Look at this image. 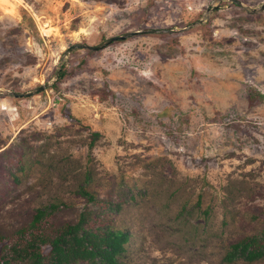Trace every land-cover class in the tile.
<instances>
[{
  "label": "rangeland",
  "instance_id": "1",
  "mask_svg": "<svg viewBox=\"0 0 264 264\" xmlns=\"http://www.w3.org/2000/svg\"><path fill=\"white\" fill-rule=\"evenodd\" d=\"M9 1L0 259L54 207L37 231L92 212L127 234L120 264H264L226 259L264 232V0Z\"/></svg>",
  "mask_w": 264,
  "mask_h": 264
},
{
  "label": "trees",
  "instance_id": "2",
  "mask_svg": "<svg viewBox=\"0 0 264 264\" xmlns=\"http://www.w3.org/2000/svg\"><path fill=\"white\" fill-rule=\"evenodd\" d=\"M64 74L62 68L57 80ZM54 209L36 211L28 226V235L9 247L0 264H120L128 240L125 232L104 225L86 210L79 214L75 223L64 224L52 232L37 231L42 220ZM263 257L264 232L231 245L226 255L229 261L241 258L252 262Z\"/></svg>",
  "mask_w": 264,
  "mask_h": 264
},
{
  "label": "water",
  "instance_id": "3",
  "mask_svg": "<svg viewBox=\"0 0 264 264\" xmlns=\"http://www.w3.org/2000/svg\"><path fill=\"white\" fill-rule=\"evenodd\" d=\"M218 1L219 2L220 1H229V2H231L233 4H236V5L240 6V7L243 6L242 3L239 2L238 0H218ZM216 8H217V6L212 7L210 9H207L206 13H208L209 11H213ZM262 10H264V3H262L258 9H250L249 12L250 13H255L256 11H262ZM199 23H201V21ZM146 32H157V31H138V32H134V33L125 34V35H122V36L112 37V38L106 39L105 41H103L102 43H100L99 45L94 46V47H89V46L82 45V44H73V45H71V46H69V47H67L65 49L64 56H67L74 49L87 48V49H90L92 51L101 50L104 47H106L107 45H109L110 43H112L114 41H117V40H122L125 37L130 36L131 34H142V33H146ZM59 71H60V69L57 70L55 76L58 75ZM48 85H49L48 83L45 84V85H40L36 89H34L32 91H29V92H26V93L8 92V95L12 96L13 98H25V97H29V96H33V95H36L38 93H41L46 88V86H48Z\"/></svg>",
  "mask_w": 264,
  "mask_h": 264
},
{
  "label": "bare ground",
  "instance_id": "4",
  "mask_svg": "<svg viewBox=\"0 0 264 264\" xmlns=\"http://www.w3.org/2000/svg\"><path fill=\"white\" fill-rule=\"evenodd\" d=\"M20 1V0H15ZM0 12L3 15H10L13 16L15 14V6L9 0H0ZM39 30L41 33L45 35H50L53 32L52 27L48 24V22H43L39 25Z\"/></svg>",
  "mask_w": 264,
  "mask_h": 264
},
{
  "label": "built area",
  "instance_id": "5",
  "mask_svg": "<svg viewBox=\"0 0 264 264\" xmlns=\"http://www.w3.org/2000/svg\"><path fill=\"white\" fill-rule=\"evenodd\" d=\"M6 108H7V107H2V109H4V110H5Z\"/></svg>",
  "mask_w": 264,
  "mask_h": 264
}]
</instances>
